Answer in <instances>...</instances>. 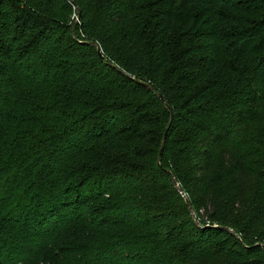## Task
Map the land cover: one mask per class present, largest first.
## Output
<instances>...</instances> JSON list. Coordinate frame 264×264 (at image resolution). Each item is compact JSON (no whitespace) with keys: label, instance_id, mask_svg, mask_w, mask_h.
I'll return each instance as SVG.
<instances>
[{"label":"trees","instance_id":"1","mask_svg":"<svg viewBox=\"0 0 264 264\" xmlns=\"http://www.w3.org/2000/svg\"><path fill=\"white\" fill-rule=\"evenodd\" d=\"M0 264H264V0H0Z\"/></svg>","mask_w":264,"mask_h":264},{"label":"water","instance_id":"2","mask_svg":"<svg viewBox=\"0 0 264 264\" xmlns=\"http://www.w3.org/2000/svg\"><path fill=\"white\" fill-rule=\"evenodd\" d=\"M77 13H78V16L76 17V22H75V23H78V21H79V11H78V10H77ZM90 45H91V46H95V44H93V43H90ZM97 51H98V57H99L101 60H104L103 56L101 55L100 50L97 49ZM108 65L111 66V67H113V66H112L111 64H109V63H108ZM134 81H135L137 84H139V85L143 86L144 88H146L148 91L154 92V88H153L150 84H147V83H145V82H139V81H136V80H134ZM157 97L160 99V101H161V103L164 105V107H166V108L168 109V111H169V113H170V123H171V120H172V111H171V108L168 107V105L165 103L163 97H162L160 94H157ZM170 123H169V125L167 126V128H166V130H165V133H164V135H163V138H162V143H161V147H160V149H159V154H158L159 157H160L161 154H162L163 147H164V144H165V142H166L167 133H168V130H169V127H170ZM174 185H175L176 189H178V191H180V193H181L182 195H184V194L181 192V190H179V188L177 187V184H176L175 181H174ZM186 204H187L189 210L191 211V207H190L189 202H188L187 200H186Z\"/></svg>","mask_w":264,"mask_h":264},{"label":"rangeland","instance_id":"3","mask_svg":"<svg viewBox=\"0 0 264 264\" xmlns=\"http://www.w3.org/2000/svg\"><path fill=\"white\" fill-rule=\"evenodd\" d=\"M75 22H76V19H75Z\"/></svg>","mask_w":264,"mask_h":264}]
</instances>
